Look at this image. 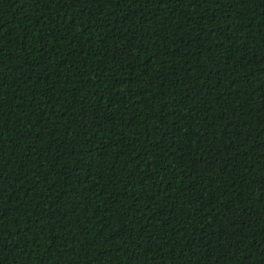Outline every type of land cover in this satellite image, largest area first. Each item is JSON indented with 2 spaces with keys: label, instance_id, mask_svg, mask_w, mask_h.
Instances as JSON below:
<instances>
[{
  "label": "trees",
  "instance_id": "1",
  "mask_svg": "<svg viewBox=\"0 0 264 264\" xmlns=\"http://www.w3.org/2000/svg\"><path fill=\"white\" fill-rule=\"evenodd\" d=\"M0 264H264V0H0Z\"/></svg>",
  "mask_w": 264,
  "mask_h": 264
}]
</instances>
